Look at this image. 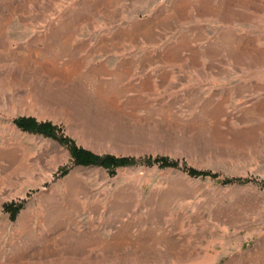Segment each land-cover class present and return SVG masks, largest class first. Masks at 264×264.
<instances>
[{
    "label": "rangeland",
    "instance_id": "374dc122",
    "mask_svg": "<svg viewBox=\"0 0 264 264\" xmlns=\"http://www.w3.org/2000/svg\"><path fill=\"white\" fill-rule=\"evenodd\" d=\"M0 264H264V0H0Z\"/></svg>",
    "mask_w": 264,
    "mask_h": 264
},
{
    "label": "trees",
    "instance_id": "16d2710c",
    "mask_svg": "<svg viewBox=\"0 0 264 264\" xmlns=\"http://www.w3.org/2000/svg\"><path fill=\"white\" fill-rule=\"evenodd\" d=\"M15 123L22 129L27 130L39 134H43L45 136L54 137L67 145L74 157V160L77 164L81 165H91L97 164L107 167L112 173L115 172L116 168L123 165H130L133 161L128 157H114L111 155L108 156H98L87 149H82L78 147L71 138L67 135L62 134V130L52 122H38L35 118L22 116L15 119ZM166 158L158 159V161H162L163 163L166 161ZM161 162V163H162ZM169 165H175L174 162H171ZM193 171V169H190ZM67 168L63 170V174L67 173ZM11 209L13 215L18 213L19 207L17 205H13L7 207Z\"/></svg>",
    "mask_w": 264,
    "mask_h": 264
},
{
    "label": "bare ground",
    "instance_id": "6f19581e",
    "mask_svg": "<svg viewBox=\"0 0 264 264\" xmlns=\"http://www.w3.org/2000/svg\"><path fill=\"white\" fill-rule=\"evenodd\" d=\"M244 4V3H243Z\"/></svg>",
    "mask_w": 264,
    "mask_h": 264
}]
</instances>
